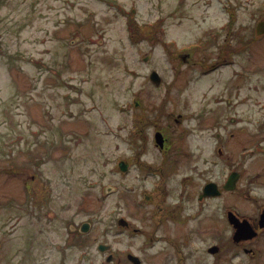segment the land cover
Instances as JSON below:
<instances>
[{
  "label": "rangeland",
  "instance_id": "374dc122",
  "mask_svg": "<svg viewBox=\"0 0 264 264\" xmlns=\"http://www.w3.org/2000/svg\"><path fill=\"white\" fill-rule=\"evenodd\" d=\"M247 3L0 0V264H119L107 262L100 244L120 258L135 252L143 238L122 231L118 220L153 227L154 207L138 201L158 179L133 166L137 148L160 165L154 137L164 130L171 148L164 164L175 170L169 186L179 188L183 167L200 162L199 149L213 148L215 102L242 68L238 58L206 72L198 61L217 57L213 45L193 51L194 64L177 56L193 50L203 29L228 20L226 4L245 16ZM131 21L156 31L132 39ZM119 159L130 161L126 172ZM26 185L48 187L49 201L36 202ZM88 220L84 242L65 246L67 222L78 228ZM190 228L157 232L148 263L176 264L178 247L162 235L170 234L188 264H215L206 247L217 237L187 236ZM230 251L220 264L250 263Z\"/></svg>",
  "mask_w": 264,
  "mask_h": 264
},
{
  "label": "flooded vegetation",
  "instance_id": "af4514ba",
  "mask_svg": "<svg viewBox=\"0 0 264 264\" xmlns=\"http://www.w3.org/2000/svg\"><path fill=\"white\" fill-rule=\"evenodd\" d=\"M247 2L245 16L239 15L237 7L226 4L223 9L228 20L219 26L203 29L198 41L190 43L193 50L177 56L184 64H194L191 62L193 51L205 50L208 45L217 46L214 47L217 57L209 64L205 60L198 61L206 72L234 65L240 58L242 68L232 73L233 80L215 102L213 148L199 149L200 162L183 167L186 169L179 188L169 186V173L175 170L164 164L171 152L169 137L164 130L157 131L154 137L162 154L160 165H152L143 158L146 148H137L133 166L158 178L151 188L141 190L142 198L138 201L139 205L144 201L154 207L153 227L149 230L127 218H120L118 224L122 231L143 238V241L135 252L127 251L123 258L116 257L111 249L107 250V262L149 264L146 251L154 246L152 240L156 239L157 232L169 225H191L187 236L210 231L217 237V242L206 247L207 253L216 259L215 264H220L222 255L229 250L250 260L249 264H264V27L259 28L260 23H264V0ZM242 18L245 24L239 21ZM199 120L205 122L206 118L203 116ZM207 131L206 127L201 129L203 136ZM157 133L163 135L160 145L156 141ZM184 157L189 158L190 154ZM122 162L125 169L120 165ZM117 166L126 172L131 164L119 159ZM83 225H87V231ZM67 226V247L83 243L93 229L91 220L78 228L72 221H68ZM162 235L172 246L178 247L176 264H188L187 255L179 248V243L172 241L170 234ZM99 246L98 250L102 252Z\"/></svg>",
  "mask_w": 264,
  "mask_h": 264
},
{
  "label": "trees",
  "instance_id": "16d2710c",
  "mask_svg": "<svg viewBox=\"0 0 264 264\" xmlns=\"http://www.w3.org/2000/svg\"><path fill=\"white\" fill-rule=\"evenodd\" d=\"M129 28L132 31V39H136L141 36L149 37L152 32L156 31L152 25H138L133 21L130 22ZM134 106L136 107V105ZM28 194L39 204H46L50 199L48 196V187L41 188L39 185H34V187L30 186V188L28 187Z\"/></svg>",
  "mask_w": 264,
  "mask_h": 264
},
{
  "label": "water",
  "instance_id": "95a60500",
  "mask_svg": "<svg viewBox=\"0 0 264 264\" xmlns=\"http://www.w3.org/2000/svg\"><path fill=\"white\" fill-rule=\"evenodd\" d=\"M264 27V23H260V26H259V28H263ZM148 59H146V61H147ZM150 79H151V81L153 82V83H155L157 86H159L160 84H161V81H162V79H161V77L159 76V74L156 72V71H154V72H152V74H151V76H150ZM162 139H163V135L161 134V133H157V135H156V141H157V144H162ZM122 167L124 166V163L122 162L121 164H120ZM124 168V167H123ZM125 169V168H124ZM119 223H120V221H119ZM86 228V229H85ZM83 229H84V231H87V225H83ZM99 249L102 251V252H106L107 250H109L110 249V246H107V245H100L99 246ZM130 258H132V256H130ZM111 260V258H109L108 259V261H110Z\"/></svg>",
  "mask_w": 264,
  "mask_h": 264
}]
</instances>
